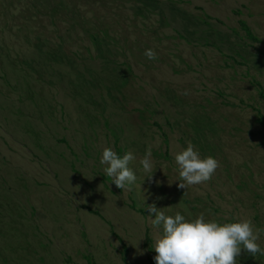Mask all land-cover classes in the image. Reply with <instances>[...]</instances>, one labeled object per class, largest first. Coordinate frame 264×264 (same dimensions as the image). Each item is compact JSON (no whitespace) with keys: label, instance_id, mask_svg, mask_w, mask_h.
<instances>
[{"label":"rangeland","instance_id":"rangeland-1","mask_svg":"<svg viewBox=\"0 0 264 264\" xmlns=\"http://www.w3.org/2000/svg\"><path fill=\"white\" fill-rule=\"evenodd\" d=\"M77 3L53 20L0 0V264H152L153 203L264 229V0ZM99 29L103 50L90 38ZM189 141L220 166L181 189L174 155ZM105 147L133 152V185L112 184ZM238 264L264 256L242 253Z\"/></svg>","mask_w":264,"mask_h":264},{"label":"clouds","instance_id":"clouds-1","mask_svg":"<svg viewBox=\"0 0 264 264\" xmlns=\"http://www.w3.org/2000/svg\"><path fill=\"white\" fill-rule=\"evenodd\" d=\"M144 55L149 60L157 58L152 49L145 50ZM135 159L132 151L121 157L111 147H105L100 164L105 166L103 171L112 184L121 190L136 182V173L129 167ZM174 160L179 169L178 188L181 189L210 181L220 166L211 155L202 158L190 141L186 148L175 153ZM139 164L151 179L154 173L151 154L146 153ZM162 209L155 203L147 205L148 212L155 214L154 218L149 215L152 227L160 230L154 242L155 264H238L242 253L253 258L258 254L264 256V248L258 243L264 229L256 228L251 219L219 223L206 220L204 213L187 219L179 211L168 215Z\"/></svg>","mask_w":264,"mask_h":264},{"label":"trees","instance_id":"trees-1","mask_svg":"<svg viewBox=\"0 0 264 264\" xmlns=\"http://www.w3.org/2000/svg\"><path fill=\"white\" fill-rule=\"evenodd\" d=\"M51 0H26V4H28V2L32 5L33 10H37L38 13H46L48 9L51 10V16L53 18V20H56L57 16L60 17V12L63 16L69 15L71 12L72 14H77L78 11V0H59L57 3H55L52 6H49ZM55 2V0H54ZM28 10V9H27ZM237 12H241L240 9H237ZM37 13H34V15H36ZM38 15V14H37ZM26 18L32 20V17L26 16ZM75 19V18H74ZM240 23L242 25V27L244 28V30L246 31V35L249 36L250 38H252L255 41H262L259 37H257L253 32L252 29L250 28V26L247 24V22L245 20H240ZM77 23H74V25H76ZM101 33L103 35H101ZM106 36H109V32L107 29H99L96 31H91L90 32V38L91 40L97 45V47L101 50L102 49V43L105 42V38ZM36 45L39 47V43H36ZM46 53L48 54V56H51L50 51H46ZM102 55V53H101ZM62 57V56H61ZM64 58V57H63ZM258 121L264 125V115H260L258 117ZM121 150V149H120ZM167 154V153H166ZM120 156L122 157L123 155L120 153ZM134 206V205H133ZM89 209L90 212H93L95 214L101 215L100 212L98 210H94L91 207H87ZM145 245L148 247L149 252L152 253L154 251V244H153V239L150 237V235L147 233V239L145 242ZM124 252L127 253L128 252V248L127 245L124 244ZM153 255H151V262L152 264H155V260H154ZM89 261L92 264H96L95 261L92 259L91 256H88Z\"/></svg>","mask_w":264,"mask_h":264}]
</instances>
